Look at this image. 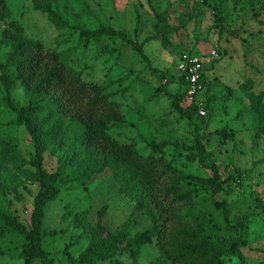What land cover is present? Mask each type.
I'll return each instance as SVG.
<instances>
[{
  "label": "rangeland",
  "instance_id": "1",
  "mask_svg": "<svg viewBox=\"0 0 264 264\" xmlns=\"http://www.w3.org/2000/svg\"><path fill=\"white\" fill-rule=\"evenodd\" d=\"M48 1L64 19L63 25L52 23L44 12L35 10L31 0H7V5L11 18L23 27L27 37L61 52L75 70L81 71L83 80L113 93L126 115L125 123L110 129L119 142L134 141L137 151L145 156L149 152L146 142L167 140L170 144L163 152L172 166L184 175L207 177L210 170L200 167L197 160H188L187 152L179 147L192 145L195 126L202 130L207 161L219 165L224 184L213 197L210 190L201 188L190 203L179 205L181 221L191 225L195 216L212 234L232 245L236 252L227 264H264V0H224L222 20L216 13L217 0ZM151 6L167 9L169 22L179 26L170 35L169 49L160 45V37L145 41L154 34ZM106 26L142 43L148 61L114 38L101 37L82 46L78 27ZM5 27L0 23V34ZM7 51L8 46L0 42V64ZM184 52L205 58L206 79L193 102L201 103L206 113L195 115L191 122L169 106L171 96L183 91L175 63ZM211 52L216 56L211 57ZM6 71L15 73L13 68ZM162 85L163 90L157 93ZM4 94L0 84V210L27 226L37 181L29 163V139L24 128L15 123L14 109L26 104L27 95L18 81L11 90L12 107L2 101ZM189 103L185 93L182 105ZM221 129L232 137L221 139L215 133ZM51 142L42 138L46 171L58 166L48 145ZM55 145L74 167L85 166L83 152L70 140ZM213 201L225 203L227 222ZM103 205V222L108 230H119L128 221L133 236L151 225L150 218L140 210L134 211L132 203L118 192L110 172L95 173L90 179L64 185L46 204L42 247L51 262L33 259L29 264H69L66 254L78 257ZM24 243L23 236L0 219V264H23L18 254ZM136 249L133 244L111 259L94 264L163 263L155 242L143 244L134 263L132 251Z\"/></svg>",
  "mask_w": 264,
  "mask_h": 264
},
{
  "label": "trees",
  "instance_id": "2",
  "mask_svg": "<svg viewBox=\"0 0 264 264\" xmlns=\"http://www.w3.org/2000/svg\"><path fill=\"white\" fill-rule=\"evenodd\" d=\"M31 1L33 8L44 12L52 23H65L51 1ZM217 1L216 13L222 20L221 5L224 0ZM151 9L154 34L145 38V41L160 37V45L169 49L170 35L179 26L169 22L167 9L158 10L153 6ZM0 23L6 25L0 34V42L8 46L5 61L0 64V84L5 93L2 101L12 107L11 90L15 81H18L26 92L27 101L25 105L14 108L15 123L24 128L29 139L32 149L29 163L35 169L37 181V192L33 197L27 226L13 215L0 210L3 223L25 240L18 254L23 264H29L33 259L51 262L49 253L42 247L46 235L42 229L46 204L60 193L64 185L82 178L90 179L93 174L105 170L114 177L118 192L132 203L133 210L144 212L150 218L151 225L133 236L129 234L128 221L119 230H108L103 222L106 211L103 205L96 213L90 239L81 254L78 257L66 254L69 264L106 261L133 244L137 247L132 251L135 263L138 249L152 242H155L159 257L163 259V263L152 264H227L236 252L233 246L212 234L206 223L195 216H192L191 225L184 223L177 210L179 205L190 203L199 189L210 190V196L213 197L224 184L219 165L207 161L202 130L195 126L192 145L179 147L187 152L188 160H197L200 167L210 170L211 174L207 177L184 175L172 166L163 152V148L170 144L167 140L146 142L149 152L143 156L135 148L134 141L119 142L110 133L113 126L126 121L125 112L113 98V93L107 92L105 86L83 80L81 71L75 70L61 52L46 48L40 41L27 37L23 27L11 18L7 0H0ZM77 29L82 46L101 37L114 38L148 61L142 43L131 40L121 30L109 26ZM7 68H13L15 73L7 72ZM205 79L204 68L202 83ZM178 82L183 91L171 96L169 106L180 118L191 122L198 114L197 105L195 102L182 105L186 82L180 75ZM162 90L163 85L156 92ZM39 126L44 129V133ZM215 133L224 141L232 137L224 129ZM43 137L52 141L48 145L58 163L53 171L43 168L46 152ZM67 139L83 152L86 159L84 167H74L67 154L63 155L60 147L55 145ZM213 202L227 222L229 211L225 203ZM130 217L133 218V214ZM116 264L123 263L118 261Z\"/></svg>",
  "mask_w": 264,
  "mask_h": 264
},
{
  "label": "built area",
  "instance_id": "3",
  "mask_svg": "<svg viewBox=\"0 0 264 264\" xmlns=\"http://www.w3.org/2000/svg\"><path fill=\"white\" fill-rule=\"evenodd\" d=\"M211 57H215V53L211 52ZM205 58L192 53L184 52L180 54L176 63L175 70L178 75L182 76L186 82V100L190 103L195 100L202 84V76L204 74ZM197 113L205 115V109L201 103H197Z\"/></svg>",
  "mask_w": 264,
  "mask_h": 264
}]
</instances>
